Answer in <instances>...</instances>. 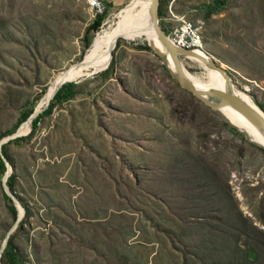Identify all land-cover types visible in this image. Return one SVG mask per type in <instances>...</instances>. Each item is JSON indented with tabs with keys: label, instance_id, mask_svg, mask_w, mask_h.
Returning <instances> with one entry per match:
<instances>
[{
	"label": "rangeland",
	"instance_id": "374dc122",
	"mask_svg": "<svg viewBox=\"0 0 264 264\" xmlns=\"http://www.w3.org/2000/svg\"><path fill=\"white\" fill-rule=\"evenodd\" d=\"M118 1L100 31L133 0ZM215 1L170 0L160 23L203 22L202 50L264 110V0L207 16ZM97 17L86 0H0V135L85 59ZM113 57L89 60L76 95L8 147L30 212L15 238L27 264H264V151L184 89L147 40L119 39ZM2 179L0 248L13 225Z\"/></svg>",
	"mask_w": 264,
	"mask_h": 264
},
{
	"label": "bare ground",
	"instance_id": "6f19581e",
	"mask_svg": "<svg viewBox=\"0 0 264 264\" xmlns=\"http://www.w3.org/2000/svg\"><path fill=\"white\" fill-rule=\"evenodd\" d=\"M150 4L151 0H133L129 5L122 9L119 12V19L112 21L105 26L96 36L93 48L88 52L82 63L79 65L77 64V66L72 65V68L66 74L64 70L56 77L55 81L52 82L47 95L36 107L37 110L42 109L47 104L55 91L60 87L61 83L68 80H77L82 76L89 75V70H91V68L87 66L89 60L100 59L103 60L104 63H108L119 39L127 41H135L139 39L147 40L149 44L151 43L152 46L163 55L169 71L175 74V64L169 53L159 42L154 29L152 28L149 17ZM186 58L192 60L201 69V72L193 73L184 66L186 76L199 89L207 92L213 89L225 88V79L220 72L204 62V58L212 59L208 53H205L202 49H195L193 50V53L186 56ZM102 71L94 70L93 73ZM235 90L242 98L258 106L255 100L248 94L247 90H241L236 86ZM221 113L225 114L231 123L247 131L251 137L255 134L257 138L264 141L262 133L252 124V122L236 109L226 107L221 110ZM30 129L31 122L29 121L26 130L21 132V134H26Z\"/></svg>",
	"mask_w": 264,
	"mask_h": 264
},
{
	"label": "water",
	"instance_id": "95a60500",
	"mask_svg": "<svg viewBox=\"0 0 264 264\" xmlns=\"http://www.w3.org/2000/svg\"><path fill=\"white\" fill-rule=\"evenodd\" d=\"M159 4H160V0H151V4L149 7V17H150L151 25H152V28L154 29L156 37L158 38L161 45L165 48V50L169 53L172 61L175 64L176 73L173 74L170 71L171 75L178 81V83L184 89H186L188 92L193 94L196 98H198L200 101H202L206 106L211 108L213 111L219 113L231 126L235 127L236 129H238L242 133H245L249 137L251 142H253L254 144H256L262 148H264V141H261L259 138H257V136H255V134H253L254 136L251 137V135H249L247 131H245L242 128H240L239 126L231 123L229 121V119L226 117V115L221 113V110H223L226 107H232V108L236 109L241 114H243L250 122H252V124L262 133V136L264 138V110H263V108L260 105L256 106V105L252 104L250 101H247L246 99L242 98L237 93V91L235 90V84L233 83V80H232L231 76L229 75V72L227 71V69L224 68L222 65H219L213 58L212 59L204 58V62L206 64H208L209 66H211L213 69L220 72V74L225 79V88L224 89H213V90H210L207 92L199 89L186 76L185 67H184V64L182 62V56L183 55L189 56L190 54L193 53V49H183V48L176 46L174 43H172L168 34L162 29V27L160 25ZM92 43H93V41H92ZM92 43H91V45H92ZM150 45L152 46L151 43H150ZM152 47L157 52H159L154 46H152ZM160 55H161L162 59L164 60L166 66H167L165 58L163 57V55L161 53H160ZM112 57H113V53H112ZM82 61L83 60L74 63L73 66H77V64L78 65L81 64ZM110 63H111V61L105 67V69L110 65ZM71 68H72V65L69 68L65 69V74ZM167 68H168V66H167ZM67 82H72V80H68L66 82L61 83L60 87ZM58 89H57V91H58ZM56 92L54 93V95L56 94ZM54 95L49 99L47 104L42 109L37 110V108H35L34 112L26 120V121L31 122V129L26 134H28L29 132L32 131L33 120L42 111H44L49 106ZM26 121H24V122H26ZM22 124L20 125V127L18 128V130L15 133L8 135L7 137L3 138L0 142V153L4 159L6 167H7V170H6V172L3 176V179H2L3 187H4L5 192L9 195V197L11 198V200L13 201L14 205L16 206V208L18 210V218L14 222V224L12 225L10 230L8 231L4 241L2 243V246L0 248V264H2L1 257H2L3 251L5 250V248L8 244V240H9L10 235L19 226L20 222L22 221V219L24 218L25 213H26L25 207L19 201V199L17 198L15 193H13L11 191V189L9 188V186L7 184V180L9 178V176L12 174L13 169H12L11 162L6 158V156L2 152V145L4 143H6V142L10 141L11 139H14L18 136L25 135V134L19 133V129L21 128Z\"/></svg>",
	"mask_w": 264,
	"mask_h": 264
},
{
	"label": "trees",
	"instance_id": "16d2710c",
	"mask_svg": "<svg viewBox=\"0 0 264 264\" xmlns=\"http://www.w3.org/2000/svg\"><path fill=\"white\" fill-rule=\"evenodd\" d=\"M169 1L170 0H160V4H159V17L160 18L166 12V8H167V5H168ZM215 2H216L217 6L213 7V8H210L209 11H208L207 16L212 15L213 12L217 9V7L220 6V5H224L227 2V0H216ZM112 5L113 4L111 2L108 3L109 7L112 6ZM105 12H106V10H105ZM105 12L103 14L98 15V17L87 28L86 36H85L86 37V45H87V47H89L91 42H92V40L89 39V33L91 31H94V32H97V33L100 31V28H101V26L103 24V21L105 19ZM160 25H161L162 29L166 33L170 32V30L167 27H164L162 23H160ZM114 53H115V49L113 50V54ZM93 63H95V62H93ZM115 63H116L115 57H113L112 60H111L110 65L105 70H103L101 73L108 72V71L112 70L114 68ZM104 64H105L104 62L98 61L95 64V66L96 67H100V66H103ZM46 95H47V90H46L45 94L42 96V98L40 100H42ZM75 95H76V90H75V83L73 81L63 84L58 89L56 94L54 95V97L51 100L49 106L44 111H42L33 120V122H32L33 129H32V131L28 135L18 136V137L14 138V139H12V140H10V141H8V142H6V143H4L2 145V152L6 156V158L11 162V158H10V155H9L8 147H9V145L12 142L21 141V140L26 139L28 136H32V134H34V132L38 129V126L41 123V120H42L43 117H45V116L49 115L50 113H52L53 109L55 108V106L57 104L62 103L64 101H66V100H69V99L73 98ZM36 106H35V104L31 105L29 108H27L26 110H24L21 113L20 120H19L18 124H16L17 128L20 126L21 123H23L24 121H26L30 117V115L34 112ZM27 122H29V121H26L24 123H27ZM226 124L229 125V123H226ZM231 128L233 130H235L237 133L243 134L242 132H240L235 127L231 126ZM19 132H20V129H19ZM3 137H5V135L1 134L0 135V142L3 139ZM260 148L264 151V148H262V147H260ZM6 170H7V167H6L5 161H4V159H3V157L1 156V153H0V177L1 178L4 176ZM7 184L9 186V188L11 189V191L13 193H15V195H16V192H15V189H16L15 188L16 187V176H15L14 173L9 176V178L7 180ZM2 191H3V194H4V198L7 201L8 209H9L10 214L12 215V220H13V224H14V222L18 218V210H17L16 206L14 205L13 201L11 200V198L9 197V195L5 192L4 188L2 189ZM17 198H18V196H17ZM21 203L27 209L26 203L23 200H21ZM29 216H30V212H29V210H26L25 217L22 219V221L20 222L19 226L17 227V231L10 235L9 240H8V244H7L6 248H5V250L3 251V254H2V257H1L2 264H27L28 263V255L24 254L21 251V249L16 244L15 238H16V234L18 233V231H20V230L22 231L23 230L24 225L27 222V219H28ZM248 254H249V256H253L254 255V252L252 251V249L249 250Z\"/></svg>",
	"mask_w": 264,
	"mask_h": 264
},
{
	"label": "built area",
	"instance_id": "2783aa9c",
	"mask_svg": "<svg viewBox=\"0 0 264 264\" xmlns=\"http://www.w3.org/2000/svg\"><path fill=\"white\" fill-rule=\"evenodd\" d=\"M93 17L103 14L107 8L105 0H86ZM172 43L183 49H203V22L180 18V22L167 33ZM257 86L264 89V82Z\"/></svg>",
	"mask_w": 264,
	"mask_h": 264
},
{
	"label": "crops",
	"instance_id": "0c3cea01",
	"mask_svg": "<svg viewBox=\"0 0 264 264\" xmlns=\"http://www.w3.org/2000/svg\"><path fill=\"white\" fill-rule=\"evenodd\" d=\"M105 2H111L112 4H113V6L116 4V3H118L119 1L118 0H105ZM107 3V4H108ZM120 3V2H119Z\"/></svg>",
	"mask_w": 264,
	"mask_h": 264
}]
</instances>
